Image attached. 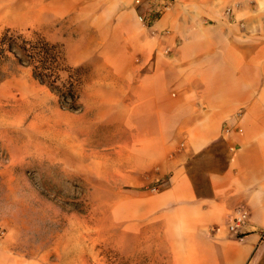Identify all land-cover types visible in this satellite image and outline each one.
<instances>
[{"label": "crops", "instance_id": "crops-1", "mask_svg": "<svg viewBox=\"0 0 264 264\" xmlns=\"http://www.w3.org/2000/svg\"><path fill=\"white\" fill-rule=\"evenodd\" d=\"M166 1L150 28L134 0H0V17L21 24L5 29L75 30L61 38L66 61L94 47L100 71L124 82L133 174L163 187L131 199L151 258L264 264V8L233 0L241 27L223 18L229 0ZM204 157L209 168L194 171ZM238 208L242 240L226 227Z\"/></svg>", "mask_w": 264, "mask_h": 264}, {"label": "rangeland", "instance_id": "rangeland-1", "mask_svg": "<svg viewBox=\"0 0 264 264\" xmlns=\"http://www.w3.org/2000/svg\"><path fill=\"white\" fill-rule=\"evenodd\" d=\"M232 2L223 18L243 27ZM248 5L264 8V0ZM0 20V33L21 25L11 15ZM39 33L59 45L77 35L51 27ZM89 50L85 62L67 60L79 68V111L64 110L29 70L0 82V264H164L147 254L131 204L157 194L151 189L161 181L133 174L139 144L126 141L127 88L106 77ZM210 163L204 157L193 170Z\"/></svg>", "mask_w": 264, "mask_h": 264}, {"label": "trees", "instance_id": "trees-1", "mask_svg": "<svg viewBox=\"0 0 264 264\" xmlns=\"http://www.w3.org/2000/svg\"><path fill=\"white\" fill-rule=\"evenodd\" d=\"M20 69L29 70L34 80L56 94L64 110L81 109L79 68L68 66L62 46L38 31L4 29L0 33V82Z\"/></svg>", "mask_w": 264, "mask_h": 264}, {"label": "built area", "instance_id": "built-area-1", "mask_svg": "<svg viewBox=\"0 0 264 264\" xmlns=\"http://www.w3.org/2000/svg\"><path fill=\"white\" fill-rule=\"evenodd\" d=\"M157 0H149L150 5H148V1L142 5L141 0H135V4L137 6V19L138 22L144 26L150 28L154 21L156 20L157 16L161 13V11L164 9H167V1L166 0H158L159 4H162V8L154 7V4H156ZM164 2V3H163ZM153 3V5H151ZM145 5V6H144ZM162 187V186H159ZM154 187L151 189V192L157 193L159 192L160 188ZM249 218V212L246 209L238 208L234 211L233 215L230 216L226 227L227 230L236 236L238 240H242L244 238V235L242 234L241 230L243 226L247 223Z\"/></svg>", "mask_w": 264, "mask_h": 264}]
</instances>
